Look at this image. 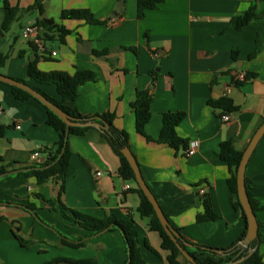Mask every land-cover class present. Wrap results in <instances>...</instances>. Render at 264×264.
I'll return each mask as SVG.
<instances>
[{"label": "crops", "instance_id": "crops-1", "mask_svg": "<svg viewBox=\"0 0 264 264\" xmlns=\"http://www.w3.org/2000/svg\"><path fill=\"white\" fill-rule=\"evenodd\" d=\"M34 1L7 0L20 12L0 36V52L6 54L0 74L36 85L26 77V64L34 54L41 72L94 73V81L77 88V111L85 117L114 114L113 126L128 135V147L144 182L169 224L185 241L229 249L243 232L244 222L229 203V174L218 156L219 144L231 140L235 150L243 152L264 120V12L238 30L230 21L253 6L263 11L264 1L161 0L140 19L136 17L137 0H42V14L31 8ZM118 1L122 3L119 17H112ZM2 5L0 0V22ZM69 9H86L102 22L60 20V13ZM41 18L54 20L70 34L63 42L55 37L45 40L34 52L33 43L22 30ZM120 46L134 47L135 52L121 50ZM240 74L252 77L235 86L234 80L243 79ZM37 86L59 99L54 86ZM140 90L152 94L151 117L144 129L152 140L159 136L163 113L184 112L176 133L188 145H196L190 158H184L181 149L174 151L147 142L136 133L130 103ZM223 96L237 107L227 114V122L221 120L224 114L218 117L208 105ZM0 126L4 129L0 167L14 163L6 170L10 173L43 162L40 151L57 139L46 124L44 109L33 100L15 98L6 84L0 85ZM69 146L72 154L63 184L55 178L42 185H37L33 177L0 179V264H43L56 257L95 259L98 264L125 262L120 232L90 234L50 210L34 194L45 200L58 197L67 208L94 218H131L144 262L167 264L168 253L161 249L159 235L148 229L147 220L136 211L139 196L133 190L137 185L119 177L118 155L102 132L92 128L81 135H70ZM244 180L262 207L256 212V221L260 238L257 248L264 264V136L247 161ZM204 201L219 219L195 221L204 211ZM28 203L34 205V213L25 208ZM15 234L36 244L23 248ZM61 236L81 241L84 246H63ZM145 243L155 252L146 249Z\"/></svg>", "mask_w": 264, "mask_h": 264}, {"label": "trees", "instance_id": "trees-1", "mask_svg": "<svg viewBox=\"0 0 264 264\" xmlns=\"http://www.w3.org/2000/svg\"><path fill=\"white\" fill-rule=\"evenodd\" d=\"M161 0H137L136 8H137V18L140 19L144 16L146 10H151L156 7ZM264 1V0H262ZM38 10L40 14H42V0H35L32 7ZM3 19L0 22V36L3 35V32H6L9 29L10 24L16 19L20 9L18 7H11L7 0H3L2 5ZM263 11L258 12L253 6L248 12H245L241 16H236L231 19L230 24L236 30L243 28L244 26H248L253 19L260 17L263 14ZM119 17V16H117ZM60 20H83L86 24H98L102 21L95 19L92 14L86 9H69L63 10L60 13ZM35 28H37V39L40 42H44L45 40H51L54 37L58 38L61 42L64 41V37L70 34V30L65 28L64 26L56 23L52 19L41 18L36 20L35 23L32 24ZM32 50L35 52L37 50V44L32 42ZM119 49L135 52L134 47H122ZM107 53V52H102ZM100 52V54H102ZM95 54H99V52H95ZM6 60V54L0 52V68L4 66ZM37 55L34 54V57L29 60L26 64V77L29 80H32L36 85H29L33 90L40 93L43 97H45L48 101L57 106L61 111H63L67 116L74 120H87L92 119L97 123H104L107 125L108 129L106 132H102L103 138L106 140L108 145L112 148V150L118 155L119 158V168L118 174L119 177L125 180H133L134 173L126 162L123 154L121 153V148L128 147V139L127 134L124 130L117 129L113 126V118L114 114L112 113H102L101 115L85 117L83 114L79 113L75 107V99L77 97V88L83 84L84 82L94 81L95 74L90 71H77L73 74H68L60 71H52V72H41L37 69ZM252 75H246L240 81H233L235 86L241 85L244 81H248ZM16 80V79H15ZM22 83H26L24 80H17ZM3 84L0 82V85ZM37 85H47L54 86V90L56 94L59 96V99H53L49 95H47L40 87ZM12 94L15 98L19 100H33L37 104H39L45 111L46 114V124L50 126L56 133L57 139L50 146L44 147L40 153L44 155V161L36 164L34 166L28 167L24 171L10 173L6 170L14 167V163H9L0 167V179L10 178L15 176H24V177H33L35 178V183L37 185H42L49 179L55 178L64 183V178L66 175V171L69 164V159L71 157V149L69 146V136L70 135H81L84 134L87 130L92 129L90 127H69L67 136L65 135V124L49 109L43 106L39 101H37L34 97L29 95L27 92L18 89L13 86H9ZM152 99L151 92L140 90L136 91V94L130 103V108L134 113V127L137 134L144 136V139L147 142H154L156 144H163L174 151L178 150H186L188 147V143L186 140L181 138L176 133L177 125L185 118V114L182 111L178 112H167L163 113L161 117L162 126L160 129L159 136L156 139L152 140L145 134V126L149 121V117H151L150 113V102ZM208 105L216 111V115L221 117L223 114L227 115L237 111V107L232 103L231 100L227 99L225 96L218 98L214 101H209ZM3 127L0 126V136L3 135ZM129 148V147H128ZM62 151V153H61ZM60 155V157H59ZM218 156L220 160H222L228 170L229 177L226 179L227 186L230 191V199L229 203L232 209L237 212L244 222V230L241 232L239 237L231 244L229 249H221V248H210L204 247L197 244H192L180 238V245L182 249L192 257L196 264H227L228 262L235 261L240 257H245L247 255V249H241L237 245V242L240 239H243L246 234L245 227V215L242 211V208L238 202L237 189H236V171L239 160L242 157V151L235 150L232 141H222L219 144V153ZM59 159L57 160V158ZM246 193L248 196L249 204L256 215V212L261 210V206L258 202L253 198L252 194L249 191V184L246 180H244ZM63 189H60L62 192ZM136 194H138L139 205L136 209L137 213L141 216L142 219L147 220V227L150 231H154L159 235L161 249L166 251L167 264H191L187 262L184 257L181 255L178 248L175 244L169 239L167 234L163 231L162 226L160 225L158 219L156 218V214L151 206V204L146 200L142 191L136 187L133 190ZM36 198L41 199L44 204L50 208V210L58 213L62 218L69 221L70 223L81 227L82 229L88 231L90 234H98L104 230H116L120 232L121 239L124 243L126 255L124 264H146L142 259L141 249L138 242V233L135 229L134 222L131 218L128 219H118L114 216H106L103 219L94 218L88 215H84L78 211H74L72 209L67 208L58 197L53 199H44L39 194L33 195ZM204 211L196 216V222H207V221H215L220 218L212 208L210 207L208 202H203ZM27 210L34 211V205L28 203L25 205ZM15 239L19 243V245L23 248H28L34 244V241L24 240L19 237L17 234L14 235ZM259 232L257 234V239L252 241L249 247H254L258 245ZM60 244L63 246H67L69 248H78L84 246V243L74 242V240H70L66 237L61 236ZM186 242L189 245H183L182 243ZM145 248L155 252L147 243H145ZM213 249H221V251L229 250V254L226 256H221L218 253L214 252ZM262 255L259 252L258 248L254 250V252L242 263L239 264H262ZM43 264H98L95 259H86V260H73L69 258L56 257L49 261L44 262Z\"/></svg>", "mask_w": 264, "mask_h": 264}, {"label": "water", "instance_id": "water-1", "mask_svg": "<svg viewBox=\"0 0 264 264\" xmlns=\"http://www.w3.org/2000/svg\"><path fill=\"white\" fill-rule=\"evenodd\" d=\"M122 3L120 1L117 2V6L115 7V10L113 12L112 17H116L121 10ZM0 82L9 86L16 87L18 89H21L25 92H27L29 95L34 97L37 101H39L43 106H45L47 109H49L51 112H53L64 124H65V135L68 134L69 127H91L99 130L100 132H106L108 127L104 123L100 124L92 119L87 120H74L67 116L63 111H61L57 106H55L53 103L48 101L45 97H43L40 93L33 90L29 84L22 83L20 81H17L15 79L9 78L7 76H4L0 74ZM264 136V120L260 124V126L256 129L255 133L253 134L252 138L249 140L245 150L242 152V157L239 160L237 171H236V189H237V196H238V202L242 208V211L245 215V227H246V234L243 239H240L237 242V245L241 247V249H247V255L245 257H240L239 259H236L235 261L228 262L227 264H239L242 263L244 260H246L256 249L257 245L254 247H249L252 241L257 239L258 234V223H257V217L254 214L249 201L248 196L246 193V188L244 184L245 179V168L248 159H250L258 141ZM121 153L123 154V157L125 158L126 162L131 167L134 177L133 180L136 183L137 187L142 191L143 195L145 196L146 200L151 204L155 214L156 218L158 219L160 225L162 226L163 231L167 234L169 239L175 244V246L180 251L181 255L184 257V259L191 263L196 264L195 261L192 259L191 256H189L181 247L180 245V238L181 234L174 229L169 222L167 221V217L163 213L161 207L159 206L157 200L154 198L155 196L150 191L149 187L146 185V183L143 180V176L141 174V171L138 167L137 162L134 159V155L130 151L128 147L121 148ZM62 153V151H61ZM60 157V155H59ZM57 158V160L59 159ZM25 169L21 170L24 171ZM18 172V171H14ZM13 172V173H14ZM34 213L33 211H31ZM106 231V230H104ZM102 231L101 233H103ZM100 233V232H99ZM183 245H189L186 242L182 243ZM214 252L218 253L221 256H226L229 254V250L227 251H221V249H213Z\"/></svg>", "mask_w": 264, "mask_h": 264}, {"label": "built area", "instance_id": "built-area-1", "mask_svg": "<svg viewBox=\"0 0 264 264\" xmlns=\"http://www.w3.org/2000/svg\"><path fill=\"white\" fill-rule=\"evenodd\" d=\"M38 30L32 25H27L22 30V35L25 36L31 42L37 44V46H41V42L37 39ZM54 54V53H53ZM239 77L243 78V74H240ZM230 119L229 115H223L221 120L227 122ZM196 145L194 143H190L186 150L183 151L184 158H190L195 153ZM100 175V173H97ZM202 191V190H201Z\"/></svg>", "mask_w": 264, "mask_h": 264}]
</instances>
